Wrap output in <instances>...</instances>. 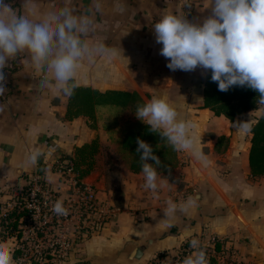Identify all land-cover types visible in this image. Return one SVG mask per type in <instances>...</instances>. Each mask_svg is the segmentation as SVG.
<instances>
[{"label": "crops", "instance_id": "obj_1", "mask_svg": "<svg viewBox=\"0 0 264 264\" xmlns=\"http://www.w3.org/2000/svg\"><path fill=\"white\" fill-rule=\"evenodd\" d=\"M6 2L19 14H26L24 0ZM99 2L101 8L96 11L94 0H31L35 12L31 18L38 19L41 13L58 11L65 5L76 15H90L94 29L87 39L104 43L117 55L82 60L76 76L78 86L99 92H128L130 99L125 105H95L94 120L85 114L67 119L69 96L55 86L42 88L44 73L28 66L25 53L16 58L17 70L9 69L13 60L9 61L3 69L6 91L0 96V207L37 171L47 182L48 174H56L51 185L57 187L53 162L72 159L75 147L98 138L94 166L80 178L103 189L117 211L101 233L77 246L66 264H139L160 252H174L183 242L201 235L227 239L236 249L231 256L241 260L240 264H262L264 174L251 175L249 150L251 127L264 108L259 106L232 120L215 115L203 106L206 70L199 66L193 71L169 69L168 60L160 54L163 45L156 42L154 24L162 15L173 12L202 24L211 15L212 6L207 7L208 0H192L193 12L188 17L178 0ZM154 96L167 97L178 112L177 118L190 122L202 153L196 158L177 151L176 167L158 173V182L164 183L155 195L145 189L142 171L131 170V154L120 146L126 131L141 129L145 123L136 116L137 106ZM115 112H132L129 127L122 124L127 119L117 121L122 129L114 125ZM243 122L247 131L233 126ZM112 141L117 153L107 149L106 155L114 156V166L108 165L101 153L105 145L114 144ZM34 151L41 155L30 164L28 157ZM197 194L198 207L178 213L170 221L164 218L169 199L179 204ZM217 244V249L223 250L220 242ZM138 251L140 257L136 256Z\"/></svg>", "mask_w": 264, "mask_h": 264}, {"label": "clouds", "instance_id": "obj_2", "mask_svg": "<svg viewBox=\"0 0 264 264\" xmlns=\"http://www.w3.org/2000/svg\"><path fill=\"white\" fill-rule=\"evenodd\" d=\"M94 4L99 11V0H94ZM209 6L211 15L202 24L189 22L173 12L162 15L154 24L156 42L163 45L160 54L168 60L167 67L173 71H193L198 66L210 69L211 79L218 82L220 91L247 86L258 92L259 102L264 104V0H208ZM22 7L26 14H19L6 0H0V96L6 91L3 69L21 53L29 57L28 66L44 73L42 88L55 86L67 96L78 87L76 76L82 60L93 61L98 55L111 59L117 55L115 49L104 43L87 39L94 29L90 15H76L65 5L32 19L35 12L31 0H24ZM136 116L175 151L202 157L190 131L192 125L177 118L178 112L167 97L154 96L138 105ZM233 126L248 130L244 122ZM136 152L140 153L144 187L155 195L164 183L158 182L157 167L161 161L152 146L139 137ZM40 155L39 151L30 153L28 162L35 164ZM199 199L198 194L179 204L169 199L163 209L164 218L170 221L178 213H188L198 207ZM52 211L58 216L69 214L60 200L54 203ZM190 246L196 250L195 255L185 258L183 264H208L200 241L192 239ZM0 264H13L12 251L3 244H0Z\"/></svg>", "mask_w": 264, "mask_h": 264}, {"label": "built area", "instance_id": "obj_3", "mask_svg": "<svg viewBox=\"0 0 264 264\" xmlns=\"http://www.w3.org/2000/svg\"><path fill=\"white\" fill-rule=\"evenodd\" d=\"M178 2L185 16L190 17L192 0ZM52 165L58 174L57 187L37 171L0 207V242H7L13 264H66L77 246L101 233L117 211L110 196L97 185L83 181L70 160L58 159ZM58 200L69 210L67 216L52 211ZM201 237L193 239L205 245ZM217 243L215 237L207 243L209 249H205L213 252L207 258L208 264L213 258L214 263L221 264ZM190 252L195 253L187 241L174 252H160L139 264H170L168 259L173 260L171 264H183Z\"/></svg>", "mask_w": 264, "mask_h": 264}, {"label": "trees", "instance_id": "obj_4", "mask_svg": "<svg viewBox=\"0 0 264 264\" xmlns=\"http://www.w3.org/2000/svg\"><path fill=\"white\" fill-rule=\"evenodd\" d=\"M10 70H17L16 59L13 60ZM211 70H206L203 86V106L209 108L215 115H224L232 120L237 115L244 114L249 110H255L263 106L259 102L257 91L247 86H232L228 91L222 92L218 89V82L211 79ZM130 99V93L123 91L99 92L87 87L78 86L73 94L69 96L66 117L71 119L73 116L85 114L95 119V105L104 103L125 105ZM251 146L249 150V168L252 176L264 174V112L256 118V122L251 127ZM137 137L149 143L154 154L159 157L161 165L157 167V173L171 171L177 165L176 153L173 147L161 137L159 133H153L150 126L142 124L141 129H131L126 131L121 138L120 146L131 154L130 168L134 172L141 170L139 161L140 153L136 152ZM99 149L98 138L89 143H84L74 149L72 161L74 168L78 171L79 177L86 175L94 166L95 154ZM149 163L154 161L149 160ZM156 167V165H153ZM218 248V244H216ZM215 264L212 260V263ZM257 264V263H248ZM264 264V262L262 263Z\"/></svg>", "mask_w": 264, "mask_h": 264}, {"label": "rangeland", "instance_id": "obj_5", "mask_svg": "<svg viewBox=\"0 0 264 264\" xmlns=\"http://www.w3.org/2000/svg\"><path fill=\"white\" fill-rule=\"evenodd\" d=\"M108 114H110L109 112H108ZM131 114H132V112L131 113H129V112H124L123 114H121L120 112H115L114 113V115H115V118H113V119H115L116 120V122L114 123V125H116L117 126V128L118 129H122L121 127H119L120 126V124H118V120L120 119L121 121H123V120H125V119H127L128 121H124V122H122V124H124V127H129L128 125V123H129V121H133L132 119H130V116H131ZM134 122H137V121H134ZM122 126V125H121ZM136 127V126H135ZM111 143H114V144H109V145H105V147H103V150L104 151H102L101 153L103 154L102 155V157H105V159L107 158V164L109 165H112V166H114L115 164H114V162L112 161V157H114L113 155H111V153L113 152V153H117V149H116V144H115V142L114 141H112ZM110 146H112V147H110ZM107 149H110L111 150V153H109L108 155H106L107 154ZM108 157L110 158V159H108ZM118 157V156H117ZM111 169V168H110ZM51 174V176H49V174H48V177H50L49 179H48V182L51 184H53V180H52V178H54L55 176H56V174H54V173H50ZM57 178H58V175H57ZM59 183H58V181H57V185H58ZM53 186V185H52ZM54 187V186H53ZM212 237L213 236H205V235H203L201 238H202V241H203V243L205 244V245H201V247H202V249L206 252V256H207V258H209V257H211V256H213V252L211 251V250H206L205 248H207V249H209V245H207V243L210 241V238L212 239ZM209 240V241H208ZM216 241H218V242H220V244H221V246H222V249L223 250H221V252H220V256H219V261L221 262V264H229V263H231V264H240L242 261L241 260H239V259H237L236 257H232L231 255L232 254H234V252H233V250L236 252V249L230 244V242H228V240L227 239H224V238H221V239H218L217 237H215V242ZM190 242V241H189ZM232 246V247H231ZM196 250H194V252H195ZM232 253V254H231ZM190 255H195V253L194 254H192V252H190ZM217 256V255H216ZM213 258V257H212ZM214 259V258H213ZM212 259V260H213ZM212 260H210V263H212ZM214 261V260H213ZM168 262L171 264L172 262H173V260H171V259H168ZM216 262V261H215ZM216 264V263H215Z\"/></svg>", "mask_w": 264, "mask_h": 264}, {"label": "water", "instance_id": "obj_6", "mask_svg": "<svg viewBox=\"0 0 264 264\" xmlns=\"http://www.w3.org/2000/svg\"><path fill=\"white\" fill-rule=\"evenodd\" d=\"M140 253H141V252L138 251V252L136 253V256H137V257H140V255H141Z\"/></svg>", "mask_w": 264, "mask_h": 264}]
</instances>
